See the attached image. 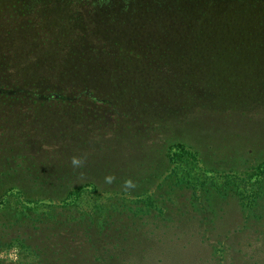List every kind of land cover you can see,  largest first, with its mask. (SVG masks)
Listing matches in <instances>:
<instances>
[{"label": "rangeland", "instance_id": "obj_1", "mask_svg": "<svg viewBox=\"0 0 264 264\" xmlns=\"http://www.w3.org/2000/svg\"><path fill=\"white\" fill-rule=\"evenodd\" d=\"M146 1L26 0L25 12L14 5L18 0H0V75L10 74L5 80L15 83L17 71L30 62L22 54L40 59L42 52L64 48L45 39L64 42L83 35L82 23L90 28L98 10L107 7L115 12L107 16L129 18L135 14L120 9L140 4L141 16ZM102 80L96 78V84ZM127 88L129 94L116 87L109 106L97 109L96 102V113L90 102H71L80 113L72 107L67 119L82 118L91 128L76 144L58 139L61 125L28 124L35 115L45 123L68 112L60 104H44L36 112L25 111L26 103L19 101L12 111L0 108V240L6 242H0V264H264V111L223 110L222 103L204 102V108L182 116L183 125L148 131L129 123L115 106L114 101L135 103L141 109L146 94ZM141 96V103L134 100ZM178 98L165 94L161 100L169 105L180 103ZM24 136V152L35 155L28 175L3 165ZM178 141L184 145L169 146ZM63 147L70 164L67 185L53 180L49 167L52 149ZM78 155L86 160L74 169L69 159ZM109 174L116 177L111 184L105 182ZM129 178L136 186L125 190ZM88 180L92 183L66 196ZM30 217L38 230H18L24 240L7 243L17 222ZM42 241L60 243V251L33 248Z\"/></svg>", "mask_w": 264, "mask_h": 264}, {"label": "trees", "instance_id": "obj_2", "mask_svg": "<svg viewBox=\"0 0 264 264\" xmlns=\"http://www.w3.org/2000/svg\"><path fill=\"white\" fill-rule=\"evenodd\" d=\"M25 1L18 0L14 5L22 6L26 12L28 2ZM140 6L120 9V13L126 10L135 14L129 18L127 15L111 18L107 15L115 13L113 10L100 9L90 28L86 22L82 23L83 35L64 42L58 41L57 36L45 39L47 45L64 44L62 50L42 52L40 59H35L36 55L22 54L23 59L30 62L17 71L15 83L5 80L10 74L0 75V108L12 111V103L19 101L26 103L25 111L36 112L44 108V104H60L68 112H57L45 123L35 115L28 124L34 128L61 125L62 136L58 139H70L75 144L80 143V133L91 128L87 125L89 121L82 118L67 119L72 107L80 113L71 102L77 98L90 102L93 107L89 109L96 113V102L97 109L113 103L116 87L129 94L127 87L130 85L146 94L145 101L142 96L134 98L138 103L143 100L141 109H137L135 103L127 107L122 102L114 103L120 113L128 117L129 123L148 131H158L161 124L183 125L180 121L187 119L182 116L204 108L207 105L202 104L204 102L213 107L222 103L223 110L237 106L241 111H264V0H147L143 5L146 11L142 9L143 15L139 16ZM22 10L17 8L15 12L22 16ZM84 30L88 34H84ZM164 69L174 73L164 72ZM96 78L107 80H102L104 85L96 84ZM165 94L180 97L181 102L170 100L169 105L164 104L161 98ZM27 103L30 106L27 107ZM24 137L18 140L17 150L5 156L3 165L22 174L26 171L28 175L35 166L32 162L35 155L24 152L23 140L27 139ZM170 145L184 144L178 141ZM170 147L166 156L173 161ZM184 149H188L187 146ZM52 150L55 156L49 165L51 176L67 185L65 174L69 173L70 164L65 160L64 147ZM42 160L40 165H44V157ZM88 183L92 182L88 180L68 189L66 196ZM20 221L7 243L23 241L19 231L38 227L33 217ZM12 224L16 222L9 225ZM46 242H40L43 243L41 247L33 244V248L37 251L45 248L53 254L60 251V243Z\"/></svg>", "mask_w": 264, "mask_h": 264}, {"label": "clouds", "instance_id": "obj_3", "mask_svg": "<svg viewBox=\"0 0 264 264\" xmlns=\"http://www.w3.org/2000/svg\"><path fill=\"white\" fill-rule=\"evenodd\" d=\"M85 160H86V157L81 158L80 156H73L71 157V165L74 169L82 168L84 166ZM115 179L116 177L112 174L105 176V182L108 184L113 183ZM135 186H136L135 182L132 181L130 178L124 181L123 187L125 190H129L131 188H134Z\"/></svg>", "mask_w": 264, "mask_h": 264}]
</instances>
